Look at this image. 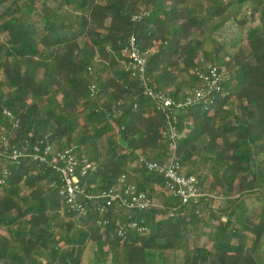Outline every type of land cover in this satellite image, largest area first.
<instances>
[{"label": "trees", "instance_id": "16d2710c", "mask_svg": "<svg viewBox=\"0 0 264 264\" xmlns=\"http://www.w3.org/2000/svg\"><path fill=\"white\" fill-rule=\"evenodd\" d=\"M214 19L220 24L207 35ZM227 24L238 37L231 35L233 52L223 44L207 53L206 43L216 44ZM132 38L148 53L155 89L175 100L200 85L197 67L225 70L212 109H189L177 122L179 160L210 197L184 205L171 196L162 208L123 212L100 228L93 204L86 217L66 212L51 187L60 183L55 172L29 160L9 164L0 184V230L8 233L0 235V264H83L92 241L101 254L108 247L111 264H168L172 253L174 264H264V0H0V74L12 89L5 94L0 81V132L10 127L9 111L20 123L13 139L19 146L48 136L55 151L77 146L80 157L96 163L86 179L90 193L126 177L152 198L154 186L165 184L139 159L168 162L166 116L127 70ZM246 196H253L250 211ZM214 197L227 206L213 210ZM202 206L207 218H200ZM237 211L244 216L239 225ZM129 221H144L149 233L120 237ZM201 223L213 230L211 247L200 244Z\"/></svg>", "mask_w": 264, "mask_h": 264}, {"label": "built area", "instance_id": "2783aa9c", "mask_svg": "<svg viewBox=\"0 0 264 264\" xmlns=\"http://www.w3.org/2000/svg\"><path fill=\"white\" fill-rule=\"evenodd\" d=\"M125 55L128 60L127 70L133 78L139 80L145 96L166 116L164 138L169 143L168 162L165 164L148 162L140 157L139 163L148 171L158 172L169 194L184 205L210 197L200 188L198 178L186 173L179 160L177 122L178 115L189 109L196 107L206 111L212 109L218 97L223 95L225 70L212 64L197 67L193 73L200 85L187 89L184 98L175 100L155 89L154 81L147 71L148 53L143 52L135 38L130 40ZM89 92L92 98L96 97L97 86H90ZM4 114L10 122V127L0 132V184H5L9 164L20 165L23 161L29 160L45 166L59 176L60 183L54 182L51 187L59 193L66 212L86 217L89 215V205L93 204L95 205L93 209L99 213L97 224L100 228L110 225L112 220L123 212L145 213L153 208H160L150 198L148 192L139 191L136 184L126 177L119 179L109 190L90 193L86 179L97 171L95 162L84 156L80 157L77 146L55 151L48 136L33 144L25 142L19 146L13 142L19 128V120H15L9 111H5ZM109 214L112 219L108 218ZM129 232L146 235L149 233V226L144 221H129L124 222L118 229V235L123 238H126Z\"/></svg>", "mask_w": 264, "mask_h": 264}, {"label": "rangeland", "instance_id": "374dc122", "mask_svg": "<svg viewBox=\"0 0 264 264\" xmlns=\"http://www.w3.org/2000/svg\"><path fill=\"white\" fill-rule=\"evenodd\" d=\"M100 1V0H99ZM225 3L231 2L233 0H222ZM207 5V4H206ZM220 19H214L212 21H210L206 27H205V31L207 35H211V33L214 31V28L216 25L220 24L219 22ZM41 27H43L42 25H40ZM231 35H233L234 37H237V33L236 30L230 25L227 24L226 26H223L222 28H220L219 30H217L216 34L214 35L215 39L217 40L216 44H210L209 42L206 43L205 45V51L207 53L213 52L215 51L217 48H220L223 44H226L225 46V51L227 52H233V50H230V47L233 46L234 44H236V39L234 37H232ZM246 35L244 37V40H240V43H242V46L244 48L248 47L247 44V40H246ZM0 81L3 83V91L5 92V94H10L12 92V89L9 87L8 82L5 80V78L3 77L2 74H0ZM81 124V122H80ZM79 124V125H80ZM209 182L207 181V184ZM28 191H25L24 194H28ZM253 196H246L243 198V201H245V204L248 206L249 211L251 209H253ZM152 199L154 200V203L159 206L160 208H162L164 206V204L166 203H173L174 199L171 198V195L169 194V192L166 190V188L162 185V184H157L154 186L153 189V193H152ZM227 206V202L224 198H216L214 197L213 202H212V209L213 210H217L218 208H223L224 206ZM201 217L200 218H207L209 216V213L207 211V209L202 206L201 207ZM222 217L224 218V222L227 221L228 217L226 215H222ZM243 215H241V213L239 211H237V213L232 217L233 221L236 224H240L241 221L243 220ZM158 220H160V217L158 218ZM222 220V221H223ZM218 223L214 221V223L211 222V226H217ZM199 230L197 232V234L199 233V235L201 236V241L200 244L202 245H208L209 247L212 246V242L210 241V235L213 233V230H211V228H205L202 226V223L200 224V227H198ZM207 229V230H206ZM7 231L4 230H0V235H7ZM248 236H250V239H253V235L252 234H248ZM195 238V233L193 235H189L188 239L190 244H192V241H194ZM235 241V240H234ZM250 244V242H249ZM248 244V245H249ZM97 243L93 242L89 244L88 248H86V252L84 254L83 257V264H93L94 261H99V264H111V255L108 254V247L104 246L103 247V254L99 253V251H97L98 249ZM182 252L178 253V256H182L181 255ZM175 254L172 253V255L169 258V262L168 264H174V258H175Z\"/></svg>", "mask_w": 264, "mask_h": 264}, {"label": "crops", "instance_id": "0c3cea01", "mask_svg": "<svg viewBox=\"0 0 264 264\" xmlns=\"http://www.w3.org/2000/svg\"><path fill=\"white\" fill-rule=\"evenodd\" d=\"M207 143H208V137L205 135V136L202 137V139L199 141V146H200V147H203V146H205ZM199 151H200V150H199ZM207 181H208V179H207ZM205 188H208V184H207V186L205 185ZM224 207H226V205H225ZM223 219H224V218H223ZM223 219H222V220H223ZM223 221H224V220H223ZM207 229H208V228H207ZM207 229H206V230H207ZM198 234H199V233H198ZM259 253H260V254H264V246L261 247Z\"/></svg>", "mask_w": 264, "mask_h": 264}]
</instances>
